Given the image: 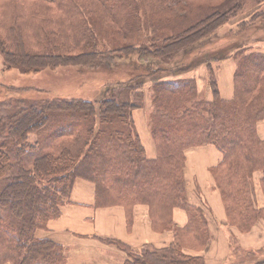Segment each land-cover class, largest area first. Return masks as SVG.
<instances>
[{
	"label": "trees",
	"instance_id": "obj_1",
	"mask_svg": "<svg viewBox=\"0 0 264 264\" xmlns=\"http://www.w3.org/2000/svg\"><path fill=\"white\" fill-rule=\"evenodd\" d=\"M41 1L63 8L66 17L61 13L59 24V15L39 12L46 39L36 41L21 24L2 23L17 39L4 36L0 22V37L5 38L0 50L8 68L32 72L62 65L104 66L124 59L128 64L120 74L127 79L113 80L106 85L107 95L95 101L12 98L19 100L15 111L0 117V264H66L64 246L40 233L71 201L77 178L95 184L98 206L122 205L131 218L135 205H147L154 229L174 235L170 246L159 249L148 245L134 250L107 239L126 253L123 264H205L201 255L181 249L182 243L189 244L187 237L204 248L210 238L206 214L189 200L184 175L186 151L199 145L215 144L222 152L212 173L229 221L237 218L235 222L247 230L264 217V208L255 205L252 184V173L261 169L264 186V139L257 130L264 118V53L245 54L237 61L236 92L229 100L219 97L215 79L214 99L208 101L193 94L197 87L192 78H156L167 69L173 76L182 74L181 68L188 67L186 56L213 44L208 40L242 9L240 3L227 0L225 11L217 3L186 12L181 7L194 0ZM144 30L149 32V45L131 42ZM105 33L116 43L109 49L99 45ZM180 52L182 60H174ZM148 61L159 64L151 67ZM149 67L153 72L146 73ZM149 77H154L155 158L148 157L133 119V110L143 103L140 85L133 82ZM35 135L36 143L31 140ZM28 152L37 153L28 157ZM175 208L186 211L185 227L174 222ZM231 257L237 263L236 250ZM252 264H264V259Z\"/></svg>",
	"mask_w": 264,
	"mask_h": 264
},
{
	"label": "rangeland",
	"instance_id": "obj_2",
	"mask_svg": "<svg viewBox=\"0 0 264 264\" xmlns=\"http://www.w3.org/2000/svg\"><path fill=\"white\" fill-rule=\"evenodd\" d=\"M77 1L84 2V0ZM226 1L227 0H194L190 1L187 4V7L185 6V8H183L182 6L181 8L183 9V11L190 12L193 11L194 8L196 9L200 6V8H204L203 6H211L213 4L221 3V7H219L221 9H217H219L220 11H225L226 8L222 9V7L223 3H225ZM236 3H240L242 9L239 10V12L235 16H231L229 18V21L218 29L216 35L210 37L208 42L213 44H206L205 48L202 45L196 52H193V55L186 56L184 62L186 61L185 65H188V67H179L181 68L180 72H183L182 74L173 76L169 73V69H167V74H164L161 71L157 72L156 78H192L195 80L197 87V94L196 92H193V94L197 95L198 98H203L208 101H213L214 99L212 81L213 79H215L217 88L219 90V97L224 100L233 99L236 92L235 71L240 57L242 55L250 54L252 52L264 53V0H236ZM24 5L26 7H24ZM24 8L27 10L26 13L23 12ZM44 10L52 16L59 15V24L63 22V19L60 15L63 14L65 16V10L63 8L56 9V7H52L50 4L41 0H0V22L2 25L1 34H3L4 36L11 37L6 31L7 26H4L2 23H5L7 25L21 24L23 26L24 31L31 34V41L40 40L41 38L45 40L46 32L43 28L44 24L41 22L40 17L37 16L39 12H43ZM147 31L148 30H144L141 33L138 32L135 38L131 40V42L136 41L138 44L149 45L150 43L148 42V38L146 37V34L149 33ZM3 35H1L0 37L1 41L5 39ZM110 35V33H105V37H103L100 34V48L109 49L111 45H116L114 38L112 37V35ZM108 37L110 39H108ZM11 38L13 40L17 39V37L15 36ZM181 55L182 54L180 52L179 54L174 56V60H182L180 58ZM182 57L183 59L185 58V56ZM132 61H130L129 63H131ZM184 62H182V64H184ZM125 64H128V60L122 59L113 60V62L111 61L110 63H107L104 66L99 65L94 67H80L76 65H62L58 67L45 68L39 71L26 72L21 67L8 68L4 56L2 55L0 50V117H5L15 111L16 104L19 102V100L17 102H14L15 100H12V98L29 100L31 98L45 96L49 98L70 97L93 101L98 100L101 97L107 95L108 90H106V85L112 84L113 80L116 79L126 81L127 76H125L124 73L123 76H121L120 74V70L125 69L122 67V65L124 66ZM146 64H151L152 67L159 63L158 61H148L146 62ZM166 65H170V63H167ZM143 66L145 67V65ZM111 69H114L115 72L111 71ZM148 69L149 70H147L146 73L153 72L150 70V67ZM222 69H224V77L227 75L228 70L231 71L229 72L227 77L224 78L228 80L230 79V75L233 74V69H235L234 74L231 75L233 76L234 84L233 93L231 97L224 96V93L220 91L219 83L222 80L220 79L219 70L221 71ZM153 81L154 77H149L147 79L144 78L143 80L139 79L138 82H133L136 85H140V89L143 92L142 106L133 110L135 129L140 134L141 139L142 133V136H144L146 143L150 141L151 145L155 147V156H148L150 158H155L157 156V147L155 144L156 142L153 138V134L151 131L152 113L155 111L156 108L153 102L154 91L151 88ZM263 123L264 118L258 122L257 130L258 135L264 139V134L260 130V127L264 125ZM52 129H56V127H52ZM35 139L36 135L31 137V140L34 143H36ZM211 145H214L218 149L215 144ZM203 146L205 145L194 146L192 148L187 149L185 156L186 162L184 167V175L189 200L194 204H197L196 202L198 200H202V204L197 205H200L202 207L208 219L210 238L206 248H204L198 245L200 243L194 242L190 237H187L186 239L188 240L189 244L182 243L181 249L184 251V253L188 255H201L206 264V259L203 254L192 253H206L210 250L209 248L211 244H217L218 242L223 241L220 237L221 235L224 239L227 240L229 247V261L226 262L227 264H249L245 261L253 259L250 263L252 264L257 260L264 259V217H260L258 218V220H255V222L249 229L242 230L240 226L235 222L237 218L234 221H229L224 200L220 194L219 189H217L215 185V180L211 184V187L208 186L209 191L203 190L199 182H196L194 178L192 180L193 186L190 185L189 187V183L186 179L188 153H191L196 148ZM36 153L37 152H35L34 154ZM220 153V161L211 166L209 169V175H211L212 179H214L212 168L216 167L221 162L223 157L221 151ZM34 154L30 152L27 153L28 157H32L34 156ZM200 159L202 162L201 157ZM191 173H193V171ZM252 174V184H254V202L258 209H262L264 208V186L262 184L263 171L261 169H258L255 170ZM212 191H215L214 194L212 193ZM208 196H214V198L217 197V201L221 206V212L223 213L221 214V216L223 221H225L224 225L221 226L220 220L217 219L216 214L214 213L217 223L214 227H212L214 222V215H211L212 206L209 205L210 203L208 201H206L209 199ZM186 224L180 227H185ZM103 242L105 243V246H113L120 250L117 245L110 243L108 240H104ZM248 243L250 247H244L245 244ZM235 250L237 254V260L241 263H238V261L236 263V259L231 257ZM252 250H256L258 254L253 256L244 253V251ZM7 263L11 262H6L3 264Z\"/></svg>",
	"mask_w": 264,
	"mask_h": 264
},
{
	"label": "crops",
	"instance_id": "obj_3",
	"mask_svg": "<svg viewBox=\"0 0 264 264\" xmlns=\"http://www.w3.org/2000/svg\"><path fill=\"white\" fill-rule=\"evenodd\" d=\"M223 70H219L222 80L221 82L219 80L220 91L224 93V96L231 97L234 87L231 75L234 74L235 69H233L229 80L224 78L231 71L228 70L224 77ZM263 127L264 125L260 127V130L264 134ZM141 137L148 156H155V147L151 145L150 141L146 143L142 133ZM199 156L202 158V162ZM220 159V151L211 144L198 147L188 153L186 179L189 187L193 186L194 178L203 190L209 191L208 186L211 187L214 182V179L209 175V169ZM214 192L212 191L213 194ZM206 201L212 206L211 215L213 216L215 213L221 226L224 225L225 221L222 219L221 214L223 213L217 197L210 196ZM196 203L202 204V200H198ZM182 210L180 208L174 210L173 219L178 226H184L187 223V213ZM216 217L214 215L212 227L217 223ZM40 234L51 237L64 246L67 264H123L126 253L116 247L105 246L103 240L107 239L119 240L134 250H141L148 245L158 249L164 248L170 246L174 239L171 231L160 232L154 229L149 216V208L146 205H135L131 218H128L127 211L122 205L98 206L95 184L84 178L76 179L71 193V201L62 206L60 216L50 220L48 230L42 231ZM220 237L223 241L211 244L210 250L206 253L192 254H203L206 264H227L226 262L229 261L228 243L221 235ZM244 247L249 248V243Z\"/></svg>",
	"mask_w": 264,
	"mask_h": 264
}]
</instances>
